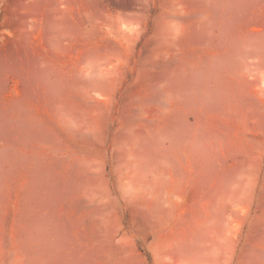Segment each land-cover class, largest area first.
<instances>
[{"label":"rangeland","instance_id":"374dc122","mask_svg":"<svg viewBox=\"0 0 264 264\" xmlns=\"http://www.w3.org/2000/svg\"><path fill=\"white\" fill-rule=\"evenodd\" d=\"M0 264H264V0H0Z\"/></svg>","mask_w":264,"mask_h":264}]
</instances>
